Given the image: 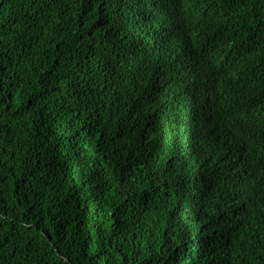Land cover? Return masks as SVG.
<instances>
[{
    "label": "trees",
    "instance_id": "trees-1",
    "mask_svg": "<svg viewBox=\"0 0 264 264\" xmlns=\"http://www.w3.org/2000/svg\"><path fill=\"white\" fill-rule=\"evenodd\" d=\"M243 256L264 264V0H0V264Z\"/></svg>",
    "mask_w": 264,
    "mask_h": 264
},
{
    "label": "clouds",
    "instance_id": "clouds-1",
    "mask_svg": "<svg viewBox=\"0 0 264 264\" xmlns=\"http://www.w3.org/2000/svg\"><path fill=\"white\" fill-rule=\"evenodd\" d=\"M185 1L187 0H184V2ZM202 14H207V13H205L204 11H194L190 8H186L182 6L179 13L174 18H175V26L178 30L182 31L186 35L195 33L197 36V41H199L201 50H196V53L193 56V59L200 58L201 51L207 50V53H205V55L203 56V59L205 60V59H209V57L213 53V46H212L213 41L211 39L204 37L203 35V31L208 25L207 24L208 22L202 17ZM185 16H188L189 29L192 28V32L191 31L188 32L186 27L183 25V18ZM206 96L209 100L216 101L215 97H213V94L210 92L209 88H208ZM232 135H235L234 131L226 133V135L223 138H227ZM256 158H257V164L251 168H253L255 172L259 175L263 163L258 157ZM248 171H249V168L239 173V174L244 175V178L242 179L241 182H249L256 178V177L248 176L247 175ZM243 205L244 203L239 204V205L235 204L234 206L227 204L231 213L227 211H221V210H214V211L208 212L206 219L202 222V224L204 225V230H203V233L201 234V243L205 241L209 242L210 240L213 239V237H219L223 230L224 221L226 220L232 221L238 230V227L240 224L239 213L242 212L246 214L249 218L251 217V215L248 214L244 210V208L242 207ZM252 209H253V213L260 210V209L254 208L253 206H252ZM215 257L217 259H220L221 262L223 261V257H221L220 255H216ZM233 261H235V264H244L245 256L238 258V261L234 259ZM204 262H208V261H204ZM204 262H201L199 264H204Z\"/></svg>",
    "mask_w": 264,
    "mask_h": 264
}]
</instances>
